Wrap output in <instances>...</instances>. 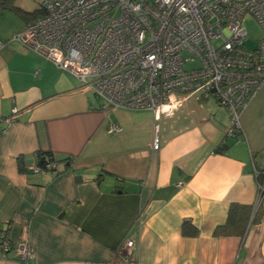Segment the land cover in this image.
<instances>
[{
	"label": "crops",
	"instance_id": "crops-1",
	"mask_svg": "<svg viewBox=\"0 0 264 264\" xmlns=\"http://www.w3.org/2000/svg\"><path fill=\"white\" fill-rule=\"evenodd\" d=\"M41 2L0 0V228L34 248L26 264H122L127 236L135 264H264V85L226 138L227 112L210 97L158 120L101 107L10 39ZM110 123L121 131L107 132ZM43 153L58 172L33 170ZM233 204L249 207L244 231L216 232ZM0 264L23 263L0 249Z\"/></svg>",
	"mask_w": 264,
	"mask_h": 264
},
{
	"label": "built area",
	"instance_id": "built-area-1",
	"mask_svg": "<svg viewBox=\"0 0 264 264\" xmlns=\"http://www.w3.org/2000/svg\"><path fill=\"white\" fill-rule=\"evenodd\" d=\"M40 9L10 39L74 76L101 107L148 109L158 120L189 99L210 97L226 110L225 137H233L264 85V37L247 45L242 24L249 13L264 28V0H42ZM17 113L14 106L6 121ZM119 131L116 123L107 127ZM157 131L155 124L153 149ZM33 170L58 172V164L37 162ZM134 248L130 236L119 243L122 264H135ZM0 249L23 264L35 255L27 241L12 244L5 228Z\"/></svg>",
	"mask_w": 264,
	"mask_h": 264
},
{
	"label": "trees",
	"instance_id": "trees-1",
	"mask_svg": "<svg viewBox=\"0 0 264 264\" xmlns=\"http://www.w3.org/2000/svg\"><path fill=\"white\" fill-rule=\"evenodd\" d=\"M7 0H1V3H5ZM226 138V137H225ZM46 161H56L50 153H43L38 155V164L42 165ZM260 177L259 174H257ZM264 181V179H261ZM260 185H264V182H259ZM249 212L248 206H241L233 204L229 207L227 213V220L223 226L218 227L215 231L225 234H241L245 229V217L243 212Z\"/></svg>",
	"mask_w": 264,
	"mask_h": 264
},
{
	"label": "rangeland",
	"instance_id": "rangeland-1",
	"mask_svg": "<svg viewBox=\"0 0 264 264\" xmlns=\"http://www.w3.org/2000/svg\"><path fill=\"white\" fill-rule=\"evenodd\" d=\"M242 24L245 27L248 36L246 39V43L249 46H253L257 44V40L264 37V28L260 27L255 18L249 14L245 13L243 15ZM189 64H186L185 67H188Z\"/></svg>",
	"mask_w": 264,
	"mask_h": 264
}]
</instances>
